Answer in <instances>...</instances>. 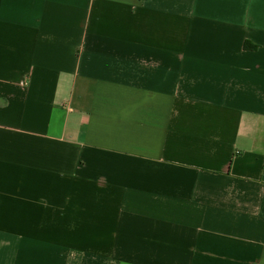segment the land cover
<instances>
[{
  "label": "crops",
  "instance_id": "crops-1",
  "mask_svg": "<svg viewBox=\"0 0 264 264\" xmlns=\"http://www.w3.org/2000/svg\"><path fill=\"white\" fill-rule=\"evenodd\" d=\"M0 264H264V0H0Z\"/></svg>",
  "mask_w": 264,
  "mask_h": 264
}]
</instances>
